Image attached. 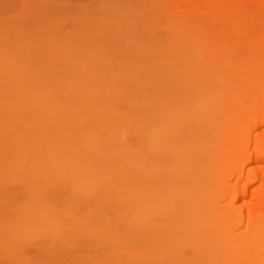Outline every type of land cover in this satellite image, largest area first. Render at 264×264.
<instances>
[{
    "label": "rangeland",
    "instance_id": "obj_1",
    "mask_svg": "<svg viewBox=\"0 0 264 264\" xmlns=\"http://www.w3.org/2000/svg\"><path fill=\"white\" fill-rule=\"evenodd\" d=\"M59 1L61 3H59ZM67 1L66 0L65 1L64 0H0V110L2 108L6 110L9 108L22 109L23 112L30 113L32 111H37L38 108L46 107L49 109H54L55 111H58V112L60 111L65 112L67 119H69L70 116L78 115V117L75 118V120H73L72 122L71 120L69 121L70 123H72L71 126H73L74 124V131L72 129L71 132L73 134L74 133L80 134V132L81 133L84 132L85 128L88 129L90 122H91L89 119V115L86 114L87 112L90 111V109H88L90 106L87 108V105H86V103L91 105V102L87 100V99H90L89 97L97 101H102L104 98H106L107 100L108 98L109 101L113 99V101L115 102L120 96V99L122 102L119 100L117 101V103L120 102L119 108H121V110L126 109L124 110L125 112L128 111V109L130 108L129 111H131L132 110L131 106L132 105L136 106L135 103H137V101H141L142 98L150 100V97H152V95L154 94L157 98L159 94L162 95V92L160 93V91L161 89H163L162 88L163 85H164V89L162 91H164L165 96L166 94L168 95V93H166L165 90L167 91V87L169 90L170 79L165 78L164 80L163 76H161L160 78V83L159 82H157L156 84L153 83V87L151 88L152 90L151 89L148 90V88H150L148 87V83L151 82V80H153L155 76H156V79L154 80H157V77L159 76L158 74L154 76L155 72L156 71L159 72L160 70V66H159V69L157 70L156 68H158V66H155L157 65V63L158 65H160L159 61H172L173 59L174 61L175 59L176 61H186V60L197 61L198 60L197 58H199L201 61H205V60L209 61L208 55H210V53L212 54L213 52L212 47L210 48V46H208L210 43L209 36L203 37L202 35H200L197 37L192 34H188V35L184 34L181 39L178 38L177 41L176 40L173 42L171 41L174 45L171 44L169 47V45L164 43V41L165 39L170 37V35H172V32L168 31L170 33L169 35V33L165 32V30L167 29H164V30L160 29L159 32H157L156 30L144 31V32L148 31V35L150 34L149 31L151 32L150 34L151 36L148 37L147 35V38H150V40H152L153 42H151L149 39H148L149 42L141 40L142 43L141 41L139 42L141 44L140 47L138 43L135 42L136 43L135 44V43L130 42V44L132 45H128L129 49H126L127 47L126 43L129 44V41L131 39L126 42L125 38H123L124 39L123 40L121 38V35L118 34L121 40H123V42L125 41L124 45L126 46L124 47L122 43H121V46H119L118 43L120 42V38L119 36H117V39L119 40L117 43L118 46L116 45V43H114V47H113V44L111 45L112 47L109 45V47L107 48H109V50L111 51L109 53V50H108L109 57H107L108 54H107L106 46L101 47V45H97L96 43L92 45V42L83 43L81 41L80 43V40L78 39V33L80 32L78 30L81 29L80 27L84 23L80 24V22H78L79 15H80L78 13L80 11H79V6L77 3H79V1L81 2V0H78V1L69 0L68 1L69 3ZM99 1L100 0H98V2L94 4V6H96L95 8H98ZM165 1L162 0L160 2L162 7L163 5L166 4ZM240 1H243V0H240ZM158 2H159L158 0H153V1L151 0L150 5L153 7L157 3L158 6L156 5L155 7L156 9L158 8V10L161 11L164 8L160 7L159 9L160 4H158ZM244 2H247V1L244 0ZM65 3L67 4V6ZM142 5L144 7V2L141 4V8H142ZM134 8L135 10L138 8L140 9V6H136ZM187 8L188 7L184 8L185 11H182V13L180 14L181 17H183V14L184 15L186 14L185 12ZM133 11L134 9H132L131 14L129 15L130 17L132 16L134 17L135 15L133 14H136L137 10L135 11V13ZM93 12H94L93 15L97 14V10L94 11V8H93ZM89 16L90 18L89 17L88 18L91 19V12L89 13ZM128 17L127 16L125 17L126 20L129 19ZM173 17H172V21L174 20L176 21L178 19L177 15H176V18L174 17L175 19ZM125 18L123 19V21L126 22ZM71 19H73V21ZM110 19L112 20V18ZM107 23H108V20H107ZM110 23L112 22L110 21L109 24ZM123 24L124 22H121L120 25L122 26ZM114 25L115 24L111 25V27L114 30H116L115 32H113V29L111 30V27H109V29L107 27L105 28V30H101L99 32L97 31L98 33V36L96 33V36L98 37L97 39L98 40L102 39L101 37H103L104 39V36L106 38V37H109L110 35L112 37V34L115 35V33L117 32L118 24L116 25V27ZM173 26L175 25L173 24ZM84 27L85 26H83L82 29ZM118 29H119V25H118ZM122 29H120V32ZM137 31L138 29L135 30L136 34H134V32L127 33V31H125V34H122V32L121 34L123 37H127L126 36V33H127L128 37L130 38L133 37L132 41L136 40L138 42L140 40V37L137 35H139L140 32L138 33ZM153 31H156L158 34L156 35V32H153ZM162 31H163L162 33L163 36H161ZM103 32H107V34L109 32V35ZM159 33H160V37L162 41L160 37L158 36ZM101 34H103V36ZM164 34L166 35L168 34V36L165 35L164 37ZM116 35L114 36L115 39H116ZM134 35L136 36V39ZM137 37H139V39ZM141 37L143 39L142 34H141ZM172 38L174 39L173 36ZM154 39L157 40V43ZM167 43H170V42H167ZM134 44L136 45V48ZM159 44H160V47H159ZM213 45H217V44L214 43ZM115 46L117 47V49ZM130 46H132L131 47L132 49L130 48ZM155 47L156 48L158 47V50H161L157 52V55L161 57L157 56L154 53V51L156 52V50L154 49ZM98 48L99 50H102V51L105 48L106 50L105 54L103 53L104 57H102L103 56L102 52L100 55V53L98 52L99 51ZM123 50H125V52H129V54L125 53ZM236 50L238 49H235L234 47L227 48L226 50H224L225 54L221 57L223 58L221 60L222 61H237L239 59V61H243V63H241L240 65L236 63H231L228 66L222 65L220 67H216V68L214 67L212 69L209 68V69L204 70L203 79L206 80V82L210 79V84L205 88L198 87L197 90L196 89L194 90L195 95H192L193 96L192 99L200 96L204 92L209 93L211 96L216 95L220 101V106H219L220 108L218 107L219 108L218 112L223 116L224 122L228 118L230 110H233L235 114L240 113L242 116L240 124L233 125L232 130L229 131L227 135L224 133V131H220L217 135H214V136L210 135L208 137V135L202 134L195 138L191 137L192 139H189V144H194V147H193L194 149L199 148L198 149L199 151L202 147H204V150L200 156L201 158L198 157L199 159H197V162L194 165L184 164L182 167H180V174H183L184 171L188 168L197 169V172H191V174L188 173L191 176L190 177L191 184L189 185V189L190 191H195L197 190V188L200 187V185H203V186H205V184L207 185L209 194L202 196V209L189 212L185 208V203L181 202L182 198L177 197L170 210L168 208H164L158 211L161 213L163 210L162 216L164 217L165 223H155L158 227L157 234L159 236V242L157 246H159L161 249V248H164L165 244L169 245L174 242L182 243L176 247L180 249V251H178L177 249L178 253L172 254V255L171 254L166 255L165 253H159L160 252L159 251L158 254H156L157 253L155 252L156 249L155 247L153 248V246H150L149 253L146 252L148 251V246H149L148 242L150 241V238H151L149 232H146L142 236H140L139 238L140 239L139 242L141 243L140 247L138 249L136 248V250H133L131 246L130 247L125 246L126 248L124 246L123 248L121 247L122 242L120 240L122 238L118 239L117 237L119 235L117 237L114 236L116 237L114 238V241H110L109 235H108L109 238L107 237V235H105V237L101 236L97 240L94 239L95 238L94 231L96 229L98 230V228L101 227L105 223H95V222L86 223L83 219H79L76 221V223H57V224H52L51 226H49L50 225L49 223L48 225L46 222H43V221L48 220V218L50 220L51 219L52 220H64L65 216H62L63 213L66 212L67 210L69 211L74 210V209L72 210L70 205H66L67 201L65 204L63 203L62 200L63 199L65 200L64 196L65 195L67 196V194L65 193H64L65 194L64 196L61 194L62 200L61 198L60 199L55 198L56 201H58L59 205L58 203L55 204L53 202V206H52L50 202L51 205L41 212L34 211L35 212L34 213L32 212L33 209L31 207H30L31 209H29L28 207L29 210L27 209V207L22 208V211H21L22 206L20 203H19L20 208L18 209V207H16L17 200L20 201V200L25 199L23 201H26L28 196L32 198L34 194H35V197L33 198L36 199V197L39 194H43L45 192L44 191L45 185H46V188H47V185L49 184H51V186H54V187H57L59 185V179L56 177L55 172H54V175H55L54 176L53 170H51V167L50 166L48 167L47 165H45V163L44 164L42 163V164L44 166H47L46 168L52 171L51 175L48 169H46L47 170V173H46L45 169L41 168L40 162H38L39 165L37 166V169L39 170L38 172L36 171V169H34L35 171H33L34 166L32 167V171L29 169L31 168L30 165L32 164H30L28 168L31 173L24 172V170L27 169L26 167H24L25 169L22 168L23 171L22 169H20L22 166L19 167V169H16L15 165L14 167L13 165H11V168L8 167L11 164V162L9 161H12L14 159L10 154L9 155H7L8 153L6 154V152H9L8 150L13 147L14 149L16 148V150L17 148H19L18 150L21 151L22 155H18V156H20L21 158H23L24 156H30V154L33 155L35 150H38L39 153H44L45 154L44 158L47 156L48 153H51V151L46 152L49 149H52V151H54L52 154L61 152V150H59V147H58V141H60L61 137H63L61 130L64 128V126L62 124V127H61L60 122L59 123L57 122L54 124L52 121L51 124L44 125V127H42L43 125L40 126L38 124L34 125L33 128L30 127L31 128L30 131L32 132H30L29 129L26 130L27 132H25L27 134L29 133V135L26 136V134L24 133L25 135L21 136L22 138H18L19 136L15 138L16 140L17 139L19 140L17 141L14 140L11 143L8 142L9 144L8 143L7 144L9 147L7 146V149L6 147H4V151L1 146V149L3 152L2 160H4L5 158L7 159V160L5 159L6 161L5 163L7 167L5 166V168H2L3 162L2 163L0 162V165L2 166V167L0 166V188L2 187L0 189V192H3L1 190H3L5 187H6L5 190L8 189L6 185L8 183L9 189L11 190L13 188L12 189L13 195L11 194L12 191H9V190H6L8 192L4 191L6 193L5 196L4 194L2 195L0 193V196H3V198L0 197V264H235L234 261L227 260L225 257L226 255L221 259H218L215 257H212V259L208 258L206 248L209 246L210 247L213 246V247L223 249L229 253H232L230 252V249L232 248H236V249L241 248L242 244L240 243V240L244 239L247 235V234H244L246 233L247 224H248L249 231L253 230L259 233L261 237H263V234H264V213L262 214L261 217L258 215L256 219L255 216H253L252 213H250L246 207L244 206L240 207L241 205L240 202L237 203V206L236 204L235 206L230 204L231 202L230 199L235 193V191L242 189L245 186L244 184L245 177L241 178L242 181L240 180L237 186L233 184L237 176L239 175V172H240L239 167L244 159L250 158L251 156H253V154H255L254 150L250 149V147L252 148V146L248 148L249 151L242 152L240 150V146L247 141L246 132L249 129L248 124L252 125L255 121L257 122L258 120L264 117V108H263L264 106V62H263L264 52L262 51L259 53L254 43L253 44L249 43L246 49L240 48V50L242 51V55H245L247 59L249 58L251 59L249 60L250 61L249 62L248 60H245V57L242 58L241 56H239L237 60L236 58L234 59L231 58V56H234ZM131 51L133 52V54L134 52H136L138 56L135 54L136 58H133L134 55L133 56L132 54L130 55V53H132ZM149 51L152 54L150 55L151 58L149 57V54H148ZM120 52H121L120 55H122V53L124 52V54L121 57L120 55H118ZM143 52L145 53V55H147V60H146L147 62L141 61L142 58L143 60H145L144 56L140 58L143 55ZM164 52H167V53L163 56ZM258 53L260 55H257ZM236 55L237 54H235V56ZM152 56L155 58V60H153L154 58H152ZM117 57H118V60L121 58L122 61L121 60L117 61ZM111 59L114 60V62ZM115 61H117V63H115ZM148 61H150L151 63H149ZM112 62L115 63L116 66ZM133 62L135 66H132L134 65ZM108 63L110 67H108L109 66ZM124 63L127 65L128 68L131 69V76H129L130 69L128 72V70L125 69ZM147 63L149 64L147 67H145ZM152 64H155V65L153 66ZM118 66L119 68H117ZM123 66H124V70L127 71L125 74H124L125 71L123 72ZM137 66H138V70L139 69L140 70L138 71V74L136 73V78H135L134 71L136 70ZM141 66H143L142 69H141ZM132 67H135L134 70H132ZM114 68H117L118 70L122 68L121 73L119 72L122 77L121 76L119 77L118 73L116 75ZM169 69L171 70V68ZM133 74L134 76H132ZM123 75H125L124 76L125 79H123L124 78ZM178 76L179 75L177 73L173 75L175 82ZM137 77H139L141 82L139 81V79H137ZM120 78H122L123 81H121ZM132 79H133V82H132ZM166 79L168 80L169 83L168 82L167 83L169 85L165 83L167 81ZM127 80H130V82ZM137 80L139 81V83ZM184 83H186V81L181 82L180 85L175 83L177 84V86L175 85V87H177L179 90L181 87V91H183V94L184 95L186 94V95L181 97L179 100H173L169 98L170 101H165L164 103L161 102L159 104V108L157 109L158 111H161V112L167 111L166 109L169 107H172L174 109H181V108L183 109L184 107L187 108L190 106L192 99H188L189 93L187 94V92H184V88L186 85L185 84L183 88L182 86ZM138 84H141L142 88L144 89L140 90V87L138 88V86L140 85ZM115 93L117 94L116 95L117 99L115 98ZM22 95H24L25 98L26 97L28 98L27 101L25 99L26 103L24 106L20 104L22 99L24 98V96L22 97ZM211 96H210V99H211ZM257 96H261V97L263 96V99L256 103L252 102V99ZM76 98H77V102H76ZM79 98L81 101L86 100V102L84 101L80 102ZM73 99L75 102H73ZM260 102L262 105L257 106ZM175 111H178V110H175ZM108 118H109V115H108ZM108 118L106 116L105 119H107L109 122H112V124L114 122L113 119L115 120L116 118L117 120V117H113V119H108ZM74 121L76 122L74 123ZM120 122L123 125L124 130L128 131L127 128L129 126H132V122L134 121H131V119H126V120L124 119V120H121ZM126 122L127 124H129L128 127H126L125 125ZM21 123L22 122H20V120L17 119L16 117V118H11L9 122L5 124V126H0V144L4 143L5 140H7L6 138H8V135L12 133L11 132L12 129L17 130L21 128ZM64 124H67V123H64ZM50 125H53V126L51 127ZM124 125L126 128L124 127ZM45 126L49 128H46ZM43 132H45V134ZM46 132H48L47 133L48 136ZM49 133L54 134L53 137H50L51 134ZM32 134H33V137H32ZM36 134L37 136H39V139H37L38 137L36 136ZM39 134H43L45 138H43V136L41 135L43 140H40ZM63 134H65V132H63ZM127 135H129V133H127ZM46 137H50V138H46ZM22 139H25L26 142H24V140L22 141ZM204 139L209 140L210 142L203 143L201 148L198 147L197 144L200 143V141ZM27 141L28 143L30 142L29 145ZM218 141L227 142V143L229 142L231 143V145H225V146H222V148H219L217 147V143L220 144ZM52 143H53V146H52ZM225 149H231L232 156L227 163L225 162L223 165L217 168L215 167V164H214L215 161L213 157L217 155V153H220L221 151ZM5 154L7 155V157ZM172 154H175V152L168 154V155H172ZM32 155L30 156V158L32 157ZM41 155H39V157H42ZM8 159H11V160H8ZM8 163L10 164L8 165ZM39 166H40V169L38 168ZM69 168L70 166H66V169H69ZM158 169L159 168H157L156 170ZM8 170L10 171L9 173H7ZM42 171L44 172L42 175H40V172ZM212 172H215V173L211 177L212 178L211 180L210 173ZM34 173H36L39 179L42 176L44 177V179L47 178L48 182L46 180L40 181L38 179L36 180V183H34L35 181L32 180L31 182V180H29L31 182V183L28 182L29 186H32V187H28V188L25 187L26 189L24 191V189H22V187L20 188L19 186L22 184L20 178L24 177L26 174L36 177V175H33ZM201 173L206 174V176L202 177L200 180L198 178L201 177ZM17 176H20V177H17ZM162 176L163 178L156 181V183H159L160 185H164V186L167 185L169 182H173L176 178L174 175L172 176L166 173L162 174ZM208 177L210 178V180ZM77 178H80V176H78ZM11 181L14 184L17 182L14 185L15 188L13 184H10ZM18 182H20L21 184H19ZM22 182L24 183L25 181H22ZM39 182H41L44 185L43 188L40 187L41 184H38ZM28 183L26 181V183L23 186L28 185ZM197 183H203V184H197ZM17 184H19L18 185L19 188L16 186ZM100 185H101L100 190L103 189L104 192H106L107 188L104 187V185L106 186V184L103 182ZM37 186H39V188ZM167 188L163 190L165 191L164 193H166ZM15 193L16 194L18 193V194L15 195ZM101 193L99 195L100 197L103 198V194H104L103 191ZM107 194L108 193L106 192L105 195ZM6 195H9V196H6ZM31 198L29 199V201L30 200L34 201V199L32 198L33 199L32 200ZM10 200L12 201V203ZM118 200H121V199L118 198ZM75 204H77V202H75ZM116 204L119 207V211L126 210V207H121L120 204L118 203ZM238 204L240 205L238 206ZM24 209H25V212H24ZM177 210H179L180 215L178 214L175 215ZM188 215L197 217V220L192 223L185 224L184 220H185V217ZM238 218H241V220H243V223L241 225L236 226L233 229L227 230L226 229L227 226H230V224L235 223ZM98 219L96 220V222L99 221ZM176 219L179 220V223L176 222ZM253 220L256 223L255 226H254ZM168 222H171V223H168ZM43 223L47 224V226L49 227H56V226L59 227V232H57L56 235L53 234L54 230H51L53 231L52 232L53 236L52 237L46 236L49 239L48 240L46 238L48 243L45 241V236L43 237V233L39 231V229L41 228L40 226H44V225H41ZM136 224L149 225L150 223H136ZM185 225L186 227L190 228L188 229L187 232H184V229L183 230L181 229ZM38 232L39 233L41 232L42 235L40 233V236L39 235L36 236ZM260 232H263V233L260 234ZM70 234H72V237L76 235V240L74 238L75 236L72 238ZM67 235L70 236L69 239L70 238L72 239L71 240L72 243H73V240H74V243H77L75 241H79L77 245L80 244L79 245L80 249H79V246L76 247V245L74 246L75 247L74 248L72 244L70 243L69 247L68 245L65 246L66 249L68 250L67 252L68 255H65V252L63 250H62L64 252V256L62 253L63 257L61 255L58 256L59 252L57 251H56V254H57L56 256H58V258L54 256L55 254L53 252H51L52 255H50L51 253L48 252L49 247L47 246V244L49 245V243L51 242L54 245V243H56L58 240L60 241L62 237L67 236ZM79 235L80 236L85 235V236H83L84 238L81 236L82 237L81 238ZM127 235L129 236L128 232H126L125 236ZM133 235L139 236L138 234H133ZM162 236L163 238H161ZM79 237L81 238V241ZM164 237L166 241L164 240ZM167 238H169V240ZM82 239L84 240V242ZM115 239H118L119 240L118 242H121V244H119L117 240L115 241ZM162 239H163V242L161 241L160 243V240ZM62 241L64 243V240ZM65 242H67V240ZM166 242H168L169 244ZM124 243L126 244L127 242H124ZM108 244H113V245L112 246L109 245V247L111 246L109 248ZM116 244H118L117 247L115 246ZM58 245L59 244H57L56 246ZM150 245H152V243H150ZM153 245L155 246L156 244H153ZM81 246L84 247V249L87 248L86 249L87 251L86 250L83 251V248ZM119 246L120 248H118ZM159 247H157L158 248L157 251L160 250ZM76 248L77 250H75ZM151 248L154 250H152ZM51 250L54 251L55 249H51ZM150 251H151V254H150ZM152 251L155 254L154 253L152 254ZM80 252H82V254ZM76 254H79V255H76ZM59 257L61 259H59Z\"/></svg>",
    "mask_w": 264,
    "mask_h": 264
},
{
    "label": "bare ground",
    "instance_id": "obj_2",
    "mask_svg": "<svg viewBox=\"0 0 264 264\" xmlns=\"http://www.w3.org/2000/svg\"><path fill=\"white\" fill-rule=\"evenodd\" d=\"M100 1L98 3L99 4L98 8H95L96 6H94V4L98 2V0L97 1L96 0H81V2L79 1V3L76 2L79 6V11H80L79 13L77 12L78 14H80L78 22H80V24L84 23L80 27L81 29L78 30L80 33L77 32L80 43L81 41L83 43L92 42V45L96 43L97 45H101V47L106 46L107 54H108L107 57H109V53L111 51L109 50V48H107L109 47V45L111 46L113 44V47H114V43H116L117 46L118 44L119 46H121V43L124 45L125 41L127 42L131 39L129 41V44L126 43L127 45L126 49H129L128 45H132L130 44V42L131 43L136 42L139 44V47H140L141 44L139 42L141 40L142 41H148V39L150 40V38H147L148 31L147 32H144V31L156 30L157 32H159L160 29L161 30L167 29L165 30V32L167 33L172 32V35H170L169 33L170 37H168L164 41V43L168 44L169 47L171 44H173L172 43L173 41L175 40L177 41L178 38L181 39L184 34L185 35L192 34L197 37L200 35H202L203 37L209 36L210 43L208 46H210V48L212 47V50H213L211 54L208 49L210 53V55H208L209 61H206V60L201 61L199 58H197L198 59L197 61H189V60L176 61V59L174 61L173 59L172 61H159L160 65H158V63L157 65L152 64L153 66L154 65L158 66V68L155 67L156 70L159 69V66H160L159 72L156 71L158 73L155 72L154 74L151 71L154 74V76L158 74L160 77L157 75L158 76L157 80H154L156 79V76H155L154 79L151 80V82L148 83L147 81L148 87H150L148 88V90L153 87V83L155 84L157 82L160 83V78L161 76H163L164 80L165 78L170 79V85L168 84L169 82L167 79H166L167 81L165 82V83L168 82L167 85H169V90H168V87H167V91L165 90V92L168 93V95L166 94L165 96L164 91H162L164 89V85H163L162 86L163 89H161L160 91V93L162 92L163 96L159 94L157 98L154 94L152 95V97H150V100L142 98L141 101H137V103H135L136 106L134 105L131 106L132 108L131 111H129L130 108L128 109L129 112L128 111L125 112L124 110L126 109L121 110V108H119L120 102L117 103V101L118 100L121 101V99L119 95H118L119 96L118 99L116 98L117 97L116 93H115V98L117 100L115 102L113 101V99L109 101L108 98L107 100L106 98H104L102 101H97L89 97L90 99H87V100L91 102V105H89L88 103H86V105H87V108L89 106L91 108L90 107L88 108L90 109V111L87 112L86 114L89 115V119L91 122H90L88 129L85 128L84 132L83 133L80 132V134H77V133L73 134L71 132L72 129L74 131V124L73 126H71L72 123H70L69 121L71 120L72 122L73 120H75V118L78 117V115L70 116L69 119H67L65 112H62V111L58 112V111H55L54 109H49L46 107L38 108L37 111H32L30 113H25L23 112L22 109L9 108L6 110L2 108L0 110V126H5V124H7V122H9L11 118H16V117L22 123H21V128L17 130L12 129L11 130L12 133L8 135V138H6L7 140H5L4 143L0 144V156H1L0 162L1 163L3 162L2 163L3 167L1 165L0 166L2 168H5V166L7 167L5 163L6 158L2 160L3 152H2L1 146L4 151V147H6L7 149V146L9 144L8 142L11 143L14 140L15 141L19 140V139L17 140L15 139L18 136H19L18 138H22L21 136L25 134L26 136L29 135V133L27 134L25 132H27L26 130L28 129L30 131L31 128L34 127V125L38 124L40 126L43 125L42 127H44V125L51 124L52 121L54 124L57 122L58 123L60 122L61 127H62V124L64 126L63 128L64 130L60 128L62 129L61 132H62L63 137H61L60 141H58V147H59V150H61V152L52 154L54 151H52V149H49L46 152L51 151V153H48L45 158H44L45 154L39 153L38 150H35L33 155L30 154V156L32 155L31 158L30 156H24V157L22 156L23 158L18 156V155H22L21 151L18 150L19 148H17L16 150V148L14 149L13 147L8 150L9 152H6V154L8 153L7 155L10 154L14 159L12 160L13 163L12 161H9L11 162V164L8 163V165L10 164L8 167L11 168V165H13V167L15 165L16 169H19V167L21 166L22 167L20 169L24 167L28 169L29 165L32 164L30 165L31 168L29 169L32 171V167L34 166L33 171H35L34 169H36V171L38 172L39 170L37 169V166L39 165L38 162H40L41 168H44L46 173H47L46 169H48L46 167L50 166L51 170H53V175L55 172L56 177L59 179V185L57 187L51 186V184L48 183L49 185H47V188L45 185L44 191L46 193L44 192L43 194H39V195L37 193L38 196L37 195L36 196L38 198L36 197V199L33 198L35 197V194H34V196L32 197L34 201H31V200L29 201V199L31 198L29 196L26 201H23L25 199L20 200V201L17 200L18 205L15 203L16 207H18L19 209L20 208L19 203H20L22 206L21 211H22V208L27 207L28 209L29 207V209L31 208L33 209L32 212L34 211L41 212L44 209L48 208L51 204L53 206V202L57 204L58 201H56V199L57 198L60 199L61 194L63 196L67 194V196L66 195L64 196L65 200L64 199L62 200V198L61 200L63 201L64 204L67 201L66 205H70L72 210L73 209L74 210L73 211L67 210L66 212H64L62 215V216H65L64 220H52V219L50 220L48 218V220L43 219L44 220L43 222H46L47 224L49 223L50 224V225L48 224L49 226H51L52 224H57V223H76V221L79 219H83L86 223H93V222L105 223L101 227H99L98 230L96 229L94 231L95 232L94 239L97 240L101 236L105 237V235H107L108 237L109 235L110 238L109 237L108 238L110 239V241H114V238H116L119 235L117 238L118 239L122 238L120 241L122 242L123 245L121 244V242H118L119 241L118 239H115V241L117 240V242L121 244L122 248L123 246L124 247L131 246L133 250H136V248L138 249L140 247V244H141L139 242L140 236H142L146 232H149L151 238H150V241L148 242L149 244L148 251L146 252L149 253L150 246H153V248L155 247L156 249L155 251L157 252L156 254H158L159 251H160L159 253H165L166 255L176 254L178 253L177 252L178 248L176 247L182 243L174 242V243L169 244L168 242H166L169 245L165 244L164 248H161V249L159 246H157L159 242V236L157 234L158 227L155 223H165L164 217L162 216L163 210L161 213L158 211L164 208H168L170 210L177 197L182 198L181 202L185 203V208L187 211L192 212L195 210H200L202 209V196L209 194L206 184H205L206 187L203 185H200V187L197 188V190L190 191L189 185L191 184L190 183L191 176L188 173L191 174V172H197L196 168H188L184 171L183 174H180V167H182L184 164L194 165L197 162V159H199L198 157L201 156L204 150V147L201 148L203 143L210 142L209 140H206V139L202 141L199 140L200 143H198L197 146L200 147L201 149L198 151L199 148L198 149L193 148L194 144H189V139H192L191 137L195 138L202 134H206L208 135V137L210 135L214 136V135H217L220 131H224V133L227 135V133L232 130L233 125L240 124V121L242 118L240 113L235 114L233 110H230L229 116L224 122L223 116L218 112L220 108L219 107L220 101L216 95L211 96L209 93L204 92L203 94H201L200 96L194 99H192L193 97L192 95H195L194 90L195 89L197 90L198 87L205 88L210 84V79L207 82L206 80L203 79L204 70L209 69V68L212 69L214 67L215 68L220 67L222 65L228 66L231 63H236L240 65L241 63H243V61H239L238 59L239 56H241L242 58L245 57V60H248V61L251 60L249 57H248L249 59H247L245 55H242V51L240 50V48L246 49L249 43L250 44L254 43L259 53L262 51L264 52V0H245L247 2H244V0L243 1H240V0H166L165 1L164 0L166 4L163 5V7L160 4L162 0H158L159 1L158 4H160L159 9L160 7L164 8L161 11L158 10V8L156 9L155 6L157 5V3L156 5L153 6L155 8H153L150 5L151 0L150 2L149 0H100ZM143 2H144V7L142 5V8H141V4ZM59 3L61 2L59 1ZM136 6H140V9L139 8L136 9L137 11L134 8ZM186 7H188L185 12L186 14L185 15L183 14V17H181L180 14L182 13V11H185L184 8ZM93 8H94V11L97 10L96 15H93L94 14ZM132 9H134L133 11L134 13L136 11V14L132 13L133 15H135L134 17L129 16L131 14ZM90 12H91V19L93 21L89 19ZM176 15L178 19L176 21L175 20L172 21V17L174 16L176 18ZM126 16L127 17L129 16L128 20H126L125 18ZM110 18H112V20ZM124 18L126 22L123 21ZM71 20L73 21V19ZM107 20H108V23H107ZM109 20L112 23L109 24L110 22ZM121 22H124L122 26L120 25ZM116 23L119 25V29ZM113 24H115L114 25L115 27L117 25V32L115 33V35L117 34L116 39L114 38L115 35L112 34V37L111 35L106 38L104 36V39L103 37H101L102 39L98 40L97 31L99 32L101 30H105V28L107 27L109 29V27H111V25ZM173 24L175 26H173ZM83 26L85 27L82 29ZM112 29L113 28L111 27V30ZM120 29H122L121 30L122 34H125V31H127V33L134 32V34H136L135 30L138 29L137 32L138 33L140 32V33L137 36L140 37V40L138 42L136 40L132 41L133 37L132 38L128 37L127 33H126L127 37H123L120 32ZM115 31L116 30L113 29V32ZM156 31H153V32H156ZM157 32H156V35L158 34ZM96 33H97V36H96ZM103 33L107 34V32H103ZM149 33L151 34L150 31ZM162 33L163 31L161 32V36H163ZM118 34L121 35L122 39L125 38L124 42H123L124 39L121 40ZM141 34L143 36V39L141 37ZM150 34L148 35V37L151 36ZM101 35L103 36V34ZM107 35H109V32ZM165 35L166 34H164V37ZM117 36H119L120 38L119 43H118L119 40L117 39ZM158 36L160 37V33ZM166 36H168V34ZM172 36L174 37V39L172 38ZM134 37L136 39L135 35ZM139 37L137 38L139 39ZM154 40L157 43V40L156 39ZM150 41L153 42L152 40ZM167 42H170V43H167ZM214 43L217 45H213ZM126 45H124V47ZM131 47L132 46H130V48ZM159 47H160V44H159ZM231 47L238 49L236 50L237 53L234 51L235 54L237 55L235 56L234 54V56H231V58L233 59L236 58V60L237 59L238 60L237 61H222L221 59L223 58L221 57L225 54L224 50H226L227 48H231ZM135 48H136V45H135ZM154 49L156 50V52L154 51L156 55H157V52L161 51V50H158V47L157 48L155 47ZM108 50H109V53H108ZM125 50L123 51L125 52ZM105 51L106 50L104 48L103 51L99 50L98 52L100 53V55L102 52V55H103V53L105 54ZM121 52L118 55H120ZM124 52L122 53V55L124 54ZM167 52H164L163 56ZM125 53L129 54V52H125ZM259 53L257 55H260ZM131 54L132 56L133 55L135 56V57L133 56V58H136V55H137L136 52H134V54L132 52L130 53V55ZM148 54H149V57L150 55H152L150 51ZM122 55H120V57ZM143 56L145 60H143L142 58ZM102 57H104V55ZM140 58H142L141 59L142 62H147L146 61L147 55H145L144 52ZM152 58L154 57L152 56ZM120 60L121 58L118 60V57H117V61H120ZM153 60H155V58ZM112 61L114 62V60ZM117 61H115V63H117ZM148 62L151 63L150 61ZM115 63L113 64L115 65ZM149 63H147L145 67H147ZM132 66H135V64ZM138 66L136 70L134 71L135 76L134 74L132 75L135 78H136V73L138 74V71L140 70V69L138 70ZM108 67H110V65ZM142 67L143 66H141V69ZM117 68H119V66ZM117 68H114L115 73L116 75L118 73V76L120 77L122 68L119 70ZM134 68L135 67H132V70H134ZM169 68H171V70ZM125 69L128 70L129 72L130 68H128L127 65L125 64ZM124 71L125 70L123 66V72ZM126 72L127 71H125L124 74ZM175 73L179 75L177 77L176 82L173 77ZM124 76L125 75H123V77ZM129 76H131V69L129 72ZM139 77H137V79H139ZM120 79L121 81H123L122 78ZM123 79H125V77ZM127 81L130 82V80H127ZM183 81H186V83H184L182 86L184 88V85L186 84L184 88V92H187V94L189 93L188 99H192L190 106L187 108L184 107L183 109L182 108L174 109L172 107H169L166 109L167 111H164V112L158 111L157 109L159 108V104L161 102L164 103L165 101H170L169 98L173 100H179L181 97L186 95V94L184 95L183 91H181V87H180V90L177 87H175V85L176 86L177 84L180 85V83ZM132 82H133V79H132ZM141 84H138L140 85L138 86V88L140 87V90L141 89L143 90L144 88H142ZM23 96L24 95H22V97ZM210 96H211V99H210ZM25 99L27 101L28 98L27 97L25 98L24 96V98L22 99L20 103L23 106L26 103ZM262 99H263V96L262 97L257 96L252 99V102L256 103ZM83 101L80 100V102H83ZM73 102H75L74 99H73ZM76 102H77V98H76ZM84 102H86V100ZM261 105L262 104L260 102L257 106H261ZM175 110H178V111H175ZM108 115H109V118H108ZM106 116L108 119H113V117H117V120L116 118L115 120L113 119L114 122L112 124V122H109L107 119H105ZM124 119L125 120L131 119V121H134L132 122V126H129L127 122L125 123L126 127L129 126L127 128L128 131L124 130L123 125L120 122L121 120H124ZM75 122L76 121H74V123ZM64 123H67V124H64ZM50 126L52 127L53 125H50ZM45 127L49 128L47 126ZM248 128L249 129L246 132L247 141L240 146V150L242 152L249 151L248 148L252 146V148L250 147V149L254 150L255 154H253V156H251L250 158L244 159L242 161L239 167L240 169L239 175L237 176L233 184L237 186L239 181L240 180L242 181L241 178L245 177L244 178L245 186L242 189L235 191V193L230 199L231 200L230 204H232L233 206H235L236 204L237 206V203L240 202L241 205L238 204V206L240 205V207H243V206L246 207L249 210V212L252 213V215L255 216V218L257 219L258 215L261 217L262 214L264 213V209H263L264 208V117L258 120L257 122L255 121L252 125L248 124ZM63 132H65L66 135L63 134ZM43 133L45 134V132ZM47 133L48 132H46V134ZM127 133H129V135H127ZM39 135H40V140H43V138H45L43 134H39ZM41 135L43 136V138L41 137ZM53 135L54 134H51L50 137H53ZM32 137H33V134H32ZM37 137H38L37 139H39V136ZM50 137H46V138H50ZM23 140L24 142H26L25 139H22V141ZM218 142L220 143V144L217 143V147L219 148H222V146H225V145H231V143L229 142L228 143L220 142V141ZM53 143H52V146H53ZM173 152H175V154L168 155ZM39 155H41L42 157H39ZM231 156H232L231 149H225L221 151L220 153H217V155L213 157L215 161L214 163L215 167L218 168L221 165H223L225 162L227 163L229 159L231 158ZM40 159L42 162L40 161ZM8 160H11V159H8ZM42 163L43 164L45 163V165L47 166H44ZM66 166H70V168L66 169ZM38 168L40 169V166ZM157 168L159 169L156 170ZM29 169L27 171L24 170V172H30ZM9 170L8 172L7 171L6 172L9 173L10 172ZM48 170L50 171V175H51L52 171L50 169ZM43 172L44 171L40 172V175H42ZM165 173L170 174L172 176L174 175L176 177L175 180L173 182H169L168 183L169 185L167 184L165 186L160 185L159 183H156V181L163 178L162 174H165ZM214 173L215 172L210 173V178L213 176ZM26 175L24 177L20 175L22 177L20 178L22 184L18 182L21 185L19 184L16 185L17 187L18 185L20 186V188L22 187L24 191L26 188L32 187V186H29V183H28L30 182L29 180H31V182L33 180L35 181L34 183H36V180L39 179L36 173L33 174V175H36V177L30 176V175L26 176ZM20 176H17V177H20ZM78 176H80V178H77ZM205 176L206 174L201 173V177L198 179L201 180V178ZM42 177L39 179L40 181L46 180L48 182L47 178L44 179V177L43 178ZM12 181L10 182V184H13L14 186L17 182L14 184L12 183ZM22 181H25V182L23 183ZM26 181L28 185L23 186L26 183ZM103 182L106 184V186L104 185V187L107 188V191H106L108 193L107 195H105L106 192H104L103 189L100 190L101 189L100 184ZM38 184H41V186L39 185L41 188L44 187V185L41 182H39ZM197 184H203V183H197ZM6 185L8 187V189L6 190L12 191L11 194L13 195V190H12L13 188L10 190L9 184L7 183ZM39 186L37 187L39 188ZM5 188L1 191L3 192L6 191ZM166 188H167V191L166 193H164L165 191L163 190H165ZM102 191L104 193L103 198L100 197L99 195ZM3 192H0V193L2 195L4 194L5 196L6 193L5 192L3 193ZM162 193H164L165 195ZM17 194L15 193V195ZM9 195H6V196H9ZM0 197L3 198V196H0ZM118 198H120L121 200H118ZM75 202H77V204H75ZM116 203L120 204L121 207H126V210L119 211V207ZM24 212H25V209H24ZM176 214L180 215L179 210L176 211L175 215ZM97 219L99 220L98 222H96ZM196 220H197V217L188 215L185 217L184 223L188 224ZM176 222L179 223V220L176 219ZM136 223H150V224L141 225V224H136ZM168 223H171V222H168ZM242 223H243V220H241V218H238L235 223L230 224V226H227L226 229L227 230L233 229L236 226L241 225ZM253 223L255 226L256 223L254 222V220H253ZM47 224L45 223L41 224L44 226H40L41 228L39 229V231L43 233V237L45 236L46 242L48 239L46 236L52 237L53 234L56 235L57 232H59L58 226L49 227L47 226ZM181 229L182 230L184 229V232H187L188 229L190 228L186 227L185 225ZM51 230H54V232ZM126 232L129 233V236L127 235L128 237L125 236ZM40 233L38 232L36 236L38 235L40 236ZM262 233L263 232H260V234ZM133 234H138L139 236H134ZM244 234H247V235L244 239L240 240V243L242 244L241 248L239 249L232 248L230 249V252L232 253H229L223 249L209 246L206 248V252L208 254L207 257L210 259H212V257L221 259L226 255L225 256L226 259L234 261L235 264H264V234H263V237H261L259 233L253 230L249 231L248 224L246 226V233ZM70 235L72 237V234ZM74 236L73 237L76 240V235ZM69 237H70L69 235L62 237V239H60L61 242L58 240L56 243H54V245L51 242L49 243V245L47 244V246L49 247L48 252L49 253L53 252L55 254L53 255L56 258H58L59 255L62 256V253L64 256V252H65V255H68L67 253L68 250L65 247L66 245H68V247L70 246L69 245L70 243L72 244L73 247L75 245L76 247L80 245V244L77 245L79 241H75L77 243H74V240H73V243H72L71 241L72 239L71 238L69 239ZM81 238H80V241H81ZM161 238H163V236ZM167 239L169 240V238ZM62 240H64V243ZM66 240L68 243L65 242ZM164 240L166 241L165 237H164ZM161 241L163 242V239L160 240V243ZM124 242H127V243L125 244ZM150 243H152V245H150ZM55 244L56 245L59 244V245L56 246ZM113 244H108V247L109 245L112 246ZM153 244H156V245L154 246ZM133 245L134 246L136 245L135 248ZM115 246L117 247L118 244H116ZM157 247H159L160 250L157 251L158 249ZM82 248H83V251L87 249V248L84 249V247ZM118 248H120V246ZM51 249H55V250L52 251ZM79 249H80V246H79ZM75 250H77V248ZM56 251L59 252L58 256H56L57 255ZM178 251H180V249H178ZM80 253L82 254V252ZM153 253L154 252L152 251V254ZM150 254H151V251H150ZM50 255H52V253ZM76 255H79V254H76ZM59 259L61 258L59 257Z\"/></svg>",
    "mask_w": 264,
    "mask_h": 264
}]
</instances>
